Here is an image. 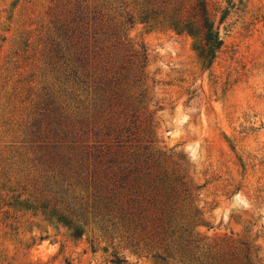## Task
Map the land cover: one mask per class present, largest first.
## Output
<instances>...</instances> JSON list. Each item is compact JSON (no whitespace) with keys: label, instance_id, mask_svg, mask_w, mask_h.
I'll list each match as a JSON object with an SVG mask.
<instances>
[{"label":"rangeland","instance_id":"1","mask_svg":"<svg viewBox=\"0 0 264 264\" xmlns=\"http://www.w3.org/2000/svg\"><path fill=\"white\" fill-rule=\"evenodd\" d=\"M208 2L217 20L227 15L223 47L206 69L196 39L141 22L143 0H0V264H187L149 235L129 242L91 215L75 238L40 207L27 126L46 98L64 116L89 110L49 54L56 15L76 7L123 23L121 55L135 62L144 53L140 80L126 89L139 110L131 128L183 175L178 207L193 218V235L219 253L246 245L264 264V0Z\"/></svg>","mask_w":264,"mask_h":264},{"label":"trees","instance_id":"2","mask_svg":"<svg viewBox=\"0 0 264 264\" xmlns=\"http://www.w3.org/2000/svg\"><path fill=\"white\" fill-rule=\"evenodd\" d=\"M226 15L217 20L208 0H143L139 19L168 25L196 39L195 51L208 69L223 47L219 26ZM55 18L50 59L59 68L60 80L73 90L71 96L84 95L89 110L86 117L65 110L64 116L46 98L27 126L41 209L75 238L83 234L91 215L129 242L136 240L137 232L149 235L164 251L177 252L183 263L255 264L246 245L219 253L215 245L205 247L193 235V218L178 207L184 199L180 193L186 192L183 175L159 162L145 136H135L131 125L139 110L126 89L140 80L145 57L141 53L133 62L120 54L123 23L103 10L87 12L79 7ZM128 23L132 24L131 17L125 19ZM89 137L91 148H87ZM114 264L126 262L115 258Z\"/></svg>","mask_w":264,"mask_h":264}]
</instances>
